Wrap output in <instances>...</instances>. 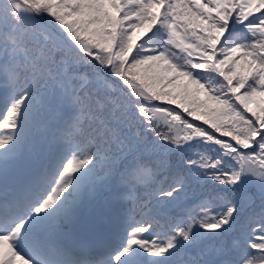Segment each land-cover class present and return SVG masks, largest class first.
Here are the masks:
<instances>
[{"label": "snow or ice", "instance_id": "obj_1", "mask_svg": "<svg viewBox=\"0 0 264 264\" xmlns=\"http://www.w3.org/2000/svg\"><path fill=\"white\" fill-rule=\"evenodd\" d=\"M0 264H264V0H0Z\"/></svg>", "mask_w": 264, "mask_h": 264}]
</instances>
